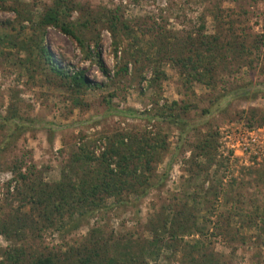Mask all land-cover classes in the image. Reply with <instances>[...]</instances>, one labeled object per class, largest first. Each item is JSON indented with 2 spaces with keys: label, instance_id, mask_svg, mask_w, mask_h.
<instances>
[{
  "label": "rangeland",
  "instance_id": "374dc122",
  "mask_svg": "<svg viewBox=\"0 0 264 264\" xmlns=\"http://www.w3.org/2000/svg\"><path fill=\"white\" fill-rule=\"evenodd\" d=\"M51 1L21 0V3L27 9L32 8L34 19H37L41 9ZM77 1L84 6V11L113 7L126 18L155 20L168 29L174 28L186 34L196 30L200 23L199 16H204L205 32L214 33L216 23L210 11L218 4L239 14L238 25L244 27L246 33L264 34V0ZM14 16L12 11L0 9L1 19ZM77 16L78 11H74L70 18ZM22 26L21 29L17 27L6 32L13 35L20 33V39L30 36L29 23L24 22ZM100 36L102 58L112 70L116 60L110 45L111 36L105 29L101 30ZM45 44L69 71L83 70L89 79L104 86L79 93L60 87L59 81L50 72L33 64L22 65L24 51L18 52L10 45L3 47L4 54L2 57L0 55V111L4 114L10 109L15 110L21 117L32 118L35 123L29 124L17 139L12 138L0 155V261L9 246H20L26 252L43 253L56 249L63 252L73 242L81 241L92 226L100 227L105 236L129 239L134 245L129 252L139 255L144 240L151 236L147 221L155 215L156 210L162 204L177 200L189 184L190 189L200 188L201 179L193 177L196 168L189 169L185 160L193 154L195 137L215 128L219 144L216 158L226 160L224 167H220L221 181L225 186L230 180H236L230 192L233 200H239L236 207L242 212L231 220L224 235L215 234L213 223L209 224L211 228L205 235L206 249L214 253L221 264H264V234L259 235L256 228H248L245 221L252 212L254 202L264 201V176L259 174L260 169H264V125L249 127L244 118L251 108H264V93H258L252 99L228 96L217 101L220 95L237 84L248 86L249 81L251 84L262 82L263 74L256 69L239 68L235 63L237 61H233L230 66L232 70L220 68L215 88H209L198 82L186 83L173 64L163 61L161 66L166 77L158 84L150 86L147 79L141 80L139 74L132 71L108 83L95 59L86 58L77 42L58 28L46 29ZM143 72L146 78L152 76L150 69ZM107 95L111 98L112 106L128 113L131 109L144 112L152 109L155 103L161 105L173 100L189 106L187 119L191 127L187 136H181L175 126L164 121L154 126L167 136L168 141V149L156 169L159 174L167 171L164 183L159 188L151 189L132 205L108 199L99 211L69 231L62 232L56 224H46L40 218L36 222L33 218L19 220L18 217L22 216L19 210H28L21 202L25 194L31 192L29 188L38 182L55 183L64 168L76 166H68L66 162L70 161L79 145L93 150L97 156L106 147L108 138H116L115 135L121 131L140 132L145 128L147 120L141 115L108 112V104L104 101ZM242 111L246 113L242 114ZM6 134V131H0V141ZM199 162H204L201 157ZM21 164L22 172H26L27 168L32 170L25 182L17 179L16 175V166ZM91 164L94 166V161ZM214 169V166L211 167L209 173ZM188 178L190 181H187ZM133 198L129 196V199ZM229 204L218 206V210L224 212ZM209 218L215 221L214 215ZM17 221L22 226V229L18 228L19 232L14 231L12 224ZM3 229L5 232L1 231ZM199 237L192 233L185 235L182 241L194 242ZM144 253L142 262L137 264H180L177 254L173 256L171 249L163 247L148 251L147 248Z\"/></svg>",
  "mask_w": 264,
  "mask_h": 264
},
{
  "label": "trees",
  "instance_id": "16d2710c",
  "mask_svg": "<svg viewBox=\"0 0 264 264\" xmlns=\"http://www.w3.org/2000/svg\"><path fill=\"white\" fill-rule=\"evenodd\" d=\"M23 5L21 0H0V9L12 11L15 15L0 18L1 57L3 47L14 46L18 52H25L22 65L29 63L50 72L59 81L60 87L71 88L76 93L100 89L104 85L89 79L83 70L69 71L53 56L45 44L48 27L58 28L72 37L86 58L95 59L108 83L132 71L138 73L141 80L147 79L150 86L158 84L166 77L161 66L163 61L173 64L186 83L198 82L209 88H215L220 68L232 70L230 66L233 61H237L235 63L239 68L256 69L264 76V34L246 33L245 28L238 25L239 14L218 4L210 11L216 23L215 32L206 33L204 16H199L198 27L188 34L174 28L168 29L155 20L126 18L113 7L84 11V6L77 0H52L41 9L37 19H34L32 8L27 9ZM74 11H78L79 16L71 19ZM24 22L29 23L30 36L20 39V33L13 35L6 32L17 27L21 29ZM102 29L111 36L110 45L116 60L112 70L102 58ZM146 69L151 70L152 76L149 78L143 72ZM246 85L237 84L220 95L217 101L228 96L252 99L258 93H264V80L254 84L249 81ZM249 86L252 89H247ZM107 97L104 101L108 104V112L141 115L147 120L145 128L140 132L121 131L115 135L116 138L106 136V147L97 156L93 150L79 145L70 161L66 162L68 166H76L64 168L55 183L38 182L39 185L29 188L31 192L25 194L21 202L28 210H19L22 215L18 217L19 220L33 218L36 222L40 218L46 224H56L62 232L69 231L99 211L108 199L132 205L151 189L159 188L164 183L167 171L159 174L156 169L168 149V141L167 136L154 126L164 121L175 126L181 136H187L191 127L187 119L189 106L173 100L161 105L155 103L152 109L144 112L131 109L128 113L117 110L112 106L109 95ZM204 111L209 112L207 109ZM248 113L244 118L249 127L264 125V108H251ZM34 123L32 118H23L15 110L10 109L4 114L0 111V131L7 133L0 141V155L12 138L17 139L29 124ZM217 136V129L211 128L195 137L193 154L185 163L189 164V169L196 168L193 177L201 179L200 188L190 189L189 184L177 200L162 204L156 210L155 215L147 221L151 236L144 240L139 255L129 252L134 247L129 239L105 236L100 227L92 226L81 241L73 242L63 252L56 249L35 253L26 252L20 246H9L0 264H137L142 262L145 249L150 251L163 247L171 249L173 256L177 254L180 264H221L215 254L206 249L205 235L211 228L209 224L213 223L215 234L224 235L231 220L242 211L236 207L239 200H233L230 192L236 180H230L225 186L222 184L220 167H224L226 160L216 158L219 145ZM199 157L204 162H199ZM213 166L215 169L209 173ZM21 169L22 164L16 166L17 179L25 182L32 170L27 168L26 172H22ZM71 174L74 176H69ZM259 174L264 176L263 168ZM130 195L134 196L132 200L129 199ZM219 203L221 206L230 204L222 212L218 210ZM210 215L215 216L214 222ZM245 221L248 228H256L259 235L264 234V201L254 202L252 212ZM12 224L15 232H19L18 228L22 229L19 221ZM1 231L5 232L4 229ZM192 233L200 237L194 242L182 241L185 235Z\"/></svg>",
  "mask_w": 264,
  "mask_h": 264
}]
</instances>
